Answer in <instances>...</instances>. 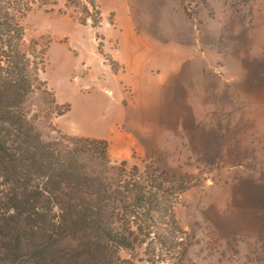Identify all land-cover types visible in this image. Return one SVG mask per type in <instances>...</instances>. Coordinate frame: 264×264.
Instances as JSON below:
<instances>
[{
    "label": "rangeland",
    "instance_id": "1",
    "mask_svg": "<svg viewBox=\"0 0 264 264\" xmlns=\"http://www.w3.org/2000/svg\"><path fill=\"white\" fill-rule=\"evenodd\" d=\"M227 1L225 11L237 15L233 22L218 23L219 28L214 22L225 15L223 0H36L21 21L27 41L50 39L41 78L59 104L70 106L54 118L69 135L110 138L112 128L130 131L125 114L131 113L132 97L121 69L129 30L125 34L122 23H136L158 47L176 50V69L192 90L195 128L161 129L148 143V157L169 173L192 174L196 182L176 207L188 234L177 264H264V214L228 210L230 190L221 188L224 182L228 187L245 179L264 181V107H252L245 98L237 110L217 107L229 106L235 90L228 93L224 87L242 85L260 96L257 89L264 86V67L257 70L252 52L246 53L252 30L234 23L249 20L243 9L250 2ZM130 49L145 51L134 44ZM241 67L243 79L238 77ZM204 95L211 101L207 105ZM127 160L140 164L137 157Z\"/></svg>",
    "mask_w": 264,
    "mask_h": 264
},
{
    "label": "trees",
    "instance_id": "2",
    "mask_svg": "<svg viewBox=\"0 0 264 264\" xmlns=\"http://www.w3.org/2000/svg\"><path fill=\"white\" fill-rule=\"evenodd\" d=\"M35 1L0 0V264H177L193 175L56 127L70 106L41 78L50 39L21 23Z\"/></svg>",
    "mask_w": 264,
    "mask_h": 264
},
{
    "label": "crops",
    "instance_id": "3",
    "mask_svg": "<svg viewBox=\"0 0 264 264\" xmlns=\"http://www.w3.org/2000/svg\"><path fill=\"white\" fill-rule=\"evenodd\" d=\"M249 2V7L243 9L244 13H249V20L245 23L238 22L241 19H236L234 23L239 28L252 30L249 34L250 44L246 53L252 52L250 59L257 64L258 70L264 67V0H249ZM223 4L225 9L222 12L227 14V17L222 15L217 22H214L218 28V23L233 22V18L237 15L235 10L225 11L230 6L227 0H223ZM134 24L136 23L126 22L120 26L125 34L129 30L126 39H124L125 53L122 55L121 69L132 97L128 107L131 113L125 114L130 131L125 132L112 128L110 138L105 135H97V138L106 139L109 142V154L120 159H129L133 157L134 153L140 158L148 157L150 154L148 143L152 141L154 134H159L161 129L186 131L194 127L195 120H197L193 112L194 107L189 102V92L192 90L183 84L181 71L176 69V50L160 45V43L158 47L148 31L142 26ZM134 28L137 29V34L134 32ZM133 44L135 48L141 46L145 51L140 54L131 53L130 47ZM215 74L220 77L219 72ZM244 76L245 69L241 67L238 77L243 79ZM209 88L213 91L212 87ZM223 89L228 93L229 89L235 90L229 93L232 95L229 97V106L218 103L217 107L221 109L237 110L241 108L239 103L244 98L247 104L253 103L252 107H264V86L257 89L261 91L260 96L252 95L254 89L253 91L248 90L242 85L229 86L228 89L224 87ZM201 90L202 93H205L206 87ZM216 91L221 92L222 90ZM204 97L206 95L201 97L203 105L211 102ZM198 98L200 99V97ZM241 182L228 187L226 186L228 183H222L221 188L230 190L227 209L264 214V181L245 179ZM220 212L226 216L224 210L220 209Z\"/></svg>",
    "mask_w": 264,
    "mask_h": 264
}]
</instances>
